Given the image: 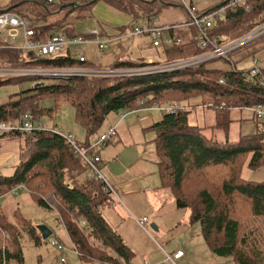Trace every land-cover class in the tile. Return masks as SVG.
<instances>
[{
  "label": "trees",
  "instance_id": "16d2710c",
  "mask_svg": "<svg viewBox=\"0 0 264 264\" xmlns=\"http://www.w3.org/2000/svg\"><path fill=\"white\" fill-rule=\"evenodd\" d=\"M73 3H77L76 6H68L58 12L64 5ZM172 3V0H57L48 4L43 0H9L2 6L30 17L35 36L42 39L57 33H64L70 39L78 37L77 21L91 16L94 7L99 5L113 8L125 15L126 20L121 21L117 15L112 25L98 24L100 36H120L121 39L111 46L124 43L128 46L124 48L125 54L110 65L102 66L121 68L150 64L143 58L139 61L130 59L127 55L130 39L136 36L122 35L141 21L158 17ZM205 10L198 8L197 12ZM181 19L161 25H181L190 20L189 17ZM263 23L264 0H247L241 6L226 9L211 28V36L217 39L218 44H224ZM167 35L172 41L160 46L165 50L166 61L187 58L200 51L197 47V27L178 26L171 28ZM259 42L264 43V37L247 46H255ZM2 53L0 66H97L89 61L81 62L68 46L52 55L16 49H0ZM254 54L255 51L252 64ZM231 58L232 69L227 71L211 68L209 65L213 59L191 68L143 76H73L44 80L38 76H25L23 79L37 80L36 87L20 91L17 98L0 102V123L19 121L20 112L30 104L50 99H55L57 104L70 103L75 109L76 122L86 130V139L79 144L89 148L91 155L101 157L100 167L103 169L101 151L114 139L99 148H91V142L94 135H100L111 127L100 131L110 114H127L139 109L166 111L162 112L159 121L150 126L156 134L155 152L161 187L172 193L177 208L190 213L191 224L199 223L202 237L213 253L228 257L235 264H264L263 257H256L243 249L242 245L247 244L248 237L241 235V221L248 218L258 221L264 236V181L242 178L244 165L257 169L264 164V120L258 118L255 111L257 106L264 109V82L259 74L252 73L253 67L239 68L242 59L233 61ZM261 71L264 75V69ZM17 79L0 78V86L18 84ZM194 99H199V102L191 105ZM191 107L213 109L215 122L193 124L189 120ZM40 108L38 119L53 110L41 104ZM243 109L253 112L256 131L240 133L236 141H231L229 132L232 123L243 120L242 114L237 118L234 111ZM54 127H58L57 124ZM12 136L24 137L25 145L21 147L20 162L16 164L14 173L10 176L0 174V198L11 195V190L18 184L26 187L32 201L45 208L49 205L41 195L56 196L59 204L64 206L59 212L63 227L82 261L99 264L116 262L109 252L112 250L126 264H131L134 251L104 217V209L113 204L114 196L105 191L100 179L87 177L89 167L74 152L67 139L46 128L33 132L0 133V137ZM11 216L5 213L0 203V244L4 242L2 232L6 231L8 237L5 242L9 246L4 253L6 264H24L22 229L32 233L39 230L24 219L19 208ZM82 221L84 224L80 225ZM40 238L39 232L38 242ZM2 254L0 246V264H3Z\"/></svg>",
  "mask_w": 264,
  "mask_h": 264
},
{
  "label": "rangeland",
  "instance_id": "374dc122",
  "mask_svg": "<svg viewBox=\"0 0 264 264\" xmlns=\"http://www.w3.org/2000/svg\"><path fill=\"white\" fill-rule=\"evenodd\" d=\"M8 1L9 0H0V4L5 5ZM172 1V5L164 8L161 14L157 17L159 24H165L169 21H174L177 19H180L179 21H181L183 20L181 18L186 17L190 18L188 12L181 6L180 0ZM222 1L223 0H195L194 4L199 9H207L212 6L218 5ZM98 20L101 22L103 20L102 23L110 25L115 22L113 14L106 15L102 10V7L99 9L95 8L93 9V13L91 16L77 21L76 27L78 33L82 32L84 34H87L89 28L98 27V24H100ZM140 23H143V21H141ZM130 41L131 45L129 46V51L127 52V55L132 60H136L137 58L143 57L144 60L149 63L166 62L167 56L165 50L163 49V46L158 48L154 47L149 37L144 35L136 36L134 39H130ZM71 47H77L73 48L74 51H79V49L81 48L79 46L74 45ZM254 51V56L259 61L258 67L260 69H264L263 42H259L255 46H245L239 51H237L234 55H232V58H230L233 61H239L242 59V64L239 68L245 67L246 69H251L254 66L251 60ZM2 55L3 53L0 54V56ZM230 58L215 59L210 62L209 66L211 68H216L220 70H231L232 63L229 61ZM5 66L3 65L0 67ZM2 74L6 73L0 72V78L17 79V77H20L19 80L17 79V81H19L20 83L0 86V102L7 101L11 97L17 98L20 91H26L32 87H36L35 83L37 82V80L30 81L23 79L25 76H11ZM44 79L56 78L46 77ZM198 102L199 99H194L190 103L192 105ZM36 104H30L29 106H26L23 111L29 108L33 109L36 116L39 117L38 110L41 109L40 104L42 107L52 108L53 110L50 112V114L40 115V121L43 123V125H45L47 129H50L53 128L55 124H57V126L60 127L64 133L70 132L76 137L77 140L79 139L78 141H85L86 130L84 127H82L76 122L75 109L73 105H71L70 103L62 102L57 104V101L55 99H50L48 101H43L40 104ZM240 113L242 114L241 117L243 120L233 122L230 127L229 139L231 141H236L239 138L240 133H252L255 132L257 128L255 121L252 119L253 112L251 110H236L234 111L235 117L239 118ZM159 114L161 118V112H159ZM214 116L215 113L213 109L204 107H191L189 120L193 124L203 125L205 123L213 122L214 120L212 117ZM101 130L102 129H100V131ZM98 136L99 135H94L92 137V141L96 140ZM221 137H223L222 134ZM24 145V137H0V155L6 156V162L4 163L5 166L0 168V174L4 176H10L14 173L16 164L20 162L21 147H23ZM104 149H102V152ZM242 178L254 181H264V164L257 169H251L247 165H244L242 168ZM41 198L47 202L49 208L42 207L32 201L29 193L27 192L18 195H4L0 198V203L8 216L13 215L16 208H19L21 215L24 217V219L27 220L28 223L36 227L39 225H46L52 230V235L49 238H40V242H38L40 231L32 233L28 229H22L21 243L25 258L24 264H71L72 261L75 263L77 262L78 264L81 263L76 251L69 249L72 248V242L68 236L67 231L62 226V216L60 215L61 213L59 214V212L61 208H64V206L61 203L59 204L57 197L54 195H41ZM165 207V210L170 207L168 201H166ZM189 216L190 213L186 211V209L176 208V210L171 211L169 215L166 214L164 216V221L167 224L165 228L163 227L160 232L152 231V235H156L159 238L160 235L166 234V237L164 236L165 238L169 237L184 250H188L189 248H191V250H193V255H197L198 258H202L200 261L201 264H235L230 258L218 256L208 248L202 237L201 227L199 223L187 224ZM154 218L155 215H152L150 217V219L152 220ZM11 219L12 221H14V217H12ZM15 222L20 225L18 220H16ZM241 226L242 237H248L247 244L242 245L243 249H246L251 254L253 253L256 257L261 256L264 258V236L260 230L261 225L258 223V221H253L246 218L245 220L241 221ZM148 227V231L151 232L150 224L148 225ZM52 239H57L64 243L66 247H68V250H66L62 256L57 250H55L50 245ZM204 247L207 253H210V255L216 258L207 261V258L203 255L202 252ZM61 257H64L67 263H62L60 260Z\"/></svg>",
  "mask_w": 264,
  "mask_h": 264
},
{
  "label": "built area",
  "instance_id": "2783aa9c",
  "mask_svg": "<svg viewBox=\"0 0 264 264\" xmlns=\"http://www.w3.org/2000/svg\"><path fill=\"white\" fill-rule=\"evenodd\" d=\"M39 1V0H36ZM48 4H52L57 0H43ZM195 0H180L181 6L188 12L190 20L181 25H161L158 22L157 17H152L149 20L143 21V23L136 24L130 28L122 37H134V36H147L151 39V43L154 47H160L164 42L170 43L172 38L167 35L168 31L171 28H176L178 26L186 27H197L199 29V35L197 38V47L200 50L196 55L181 58L173 61H166L164 63H150V64H139L136 66H128L121 68H109V67H64V68H46L42 66L37 67H21V66H5L0 67V72L6 73L2 75H11V76H38L43 80L46 77H54L56 79L60 78H69L73 76H143L149 74H155L160 72H170L174 70L186 69L198 66L202 63L208 62L210 60L223 57L229 59L236 51H239L241 48L249 45L250 43L264 37V23L260 24L253 30L248 33L231 40L224 44H218L216 38L211 36V28L221 16H223L224 11L228 8L241 6L247 0H227L226 3L221 4L220 6L213 7L198 13V7L193 4ZM36 31L33 26V22L30 17L21 15L10 11L9 7L2 6L0 4V49H16L23 50L25 52H36L41 53L42 55H52L60 52L65 49L66 46H79L81 44L94 43L98 51L102 52L105 49L109 48L112 43L121 39L120 36L112 38H102L100 36L99 27L89 28L88 37L84 33L79 32V36L73 39L68 38L64 33H57L51 36H47L45 39L38 38L35 36ZM174 37V36H173ZM177 42H180V39L174 37ZM77 59L81 62L88 61V58L83 54H77ZM23 59V57H20ZM259 61L254 57L253 59V68L252 73L259 74L261 76L262 82H264V75L262 74L261 69L258 67ZM221 83H224L223 79H220ZM171 110V108H169ZM168 110V111H169ZM257 117L264 119V109L261 106H257L255 110ZM126 115V112H123L119 115L120 119H123ZM46 126L37 118L33 109H26L21 112L19 121L11 123H0V133L5 132H33L37 129H45ZM47 129V128H46ZM49 129V128H48ZM50 131L60 135L61 137L67 139L70 143L71 148L74 152L80 157V159L89 167V171L86 173L88 178H98L104 184V189L107 192H110L115 201L120 202V197L115 190V185L112 183L108 177L103 172V169L100 167L102 163L101 157L96 155H91L89 148L80 146L79 141L72 133H64L58 127H53L49 129ZM117 134L116 126H111L106 132L100 134L96 140L92 141L91 148H99L101 146L107 145L112 141ZM27 189L23 184H18L13 187L10 194L18 195L20 193L26 192ZM114 201V202H115ZM113 202V204H115ZM148 217H143L137 219L138 224L146 231ZM84 221L80 223L83 225ZM8 237L6 231L2 232L3 243L0 244L1 249L3 250V264H6L5 250L9 249V246L6 245L5 238ZM50 245L57 250L61 256L68 250V247L64 245L61 241L57 239H52ZM71 250L77 249L72 243ZM185 252L183 250H177L173 253H167L166 260L170 264H188L181 263L180 259L184 257ZM61 262L65 263L66 260L64 257H61ZM105 264H126L125 262L116 261Z\"/></svg>",
  "mask_w": 264,
  "mask_h": 264
},
{
  "label": "crops",
  "instance_id": "0c3cea01",
  "mask_svg": "<svg viewBox=\"0 0 264 264\" xmlns=\"http://www.w3.org/2000/svg\"><path fill=\"white\" fill-rule=\"evenodd\" d=\"M222 3L224 1L218 5ZM101 7L106 15L113 14L114 17L118 18L119 16L121 21L126 20L125 15L107 5H99L96 8ZM98 22L101 24L103 20L102 22L98 20ZM127 46L126 43L110 46L102 52L98 51L96 45L92 42L79 45L81 47L79 51L73 50L77 47H68L74 55L83 54L86 56L89 63L95 66L108 67L102 65H110L115 59L125 54L124 48H127ZM141 58L143 57L134 61H139ZM159 112L153 109H139L127 113L122 120L119 119L118 114H110L104 127H102V131H104L110 126H116V137L105 149L103 148L101 155L104 160L103 172L114 183L115 190L120 197V202L115 201V204L104 209V217L110 227L119 233L125 243L134 251L135 257L131 264H170L166 260L165 252L173 253L183 249L169 237L165 238L166 234L160 235L159 238L152 235L153 232H160L163 227L165 228L167 224L164 221V216L169 215L171 211L177 208L172 193L161 187L158 174L154 141L156 134L150 126L159 120ZM212 118L213 122L205 124H213L216 117ZM5 162L6 156L0 155V168L5 166ZM166 201L170 205L167 210H165ZM152 215H155L153 220L150 219ZM143 217H148L147 230L150 224L151 232L144 230L138 224L137 219ZM189 223L188 219L187 224ZM152 225H156L158 230L152 229ZM109 252L115 258V261L122 260L114 251L110 250ZM184 252V257L180 259L181 263L201 264L202 258L193 255L191 248L184 250ZM202 252L207 261L216 258L207 253L205 247ZM80 261L79 264H99L98 262H85L81 259ZM71 264L78 263L72 261Z\"/></svg>",
  "mask_w": 264,
  "mask_h": 264
},
{
  "label": "water",
  "instance_id": "95a60500",
  "mask_svg": "<svg viewBox=\"0 0 264 264\" xmlns=\"http://www.w3.org/2000/svg\"><path fill=\"white\" fill-rule=\"evenodd\" d=\"M226 2H227V0L224 1V3H226ZM224 3H222V4H224ZM76 4L77 3H73L71 5H69V4L68 5H64L58 12H61L63 9L67 8L68 6H76ZM220 5H218V6H220ZM151 227H152V229H154L156 231L158 230L156 225H152ZM37 229L40 231V233L42 235V238L46 239V238H49L52 235V230L49 227H47L46 225H39V226H37Z\"/></svg>",
  "mask_w": 264,
  "mask_h": 264
}]
</instances>
